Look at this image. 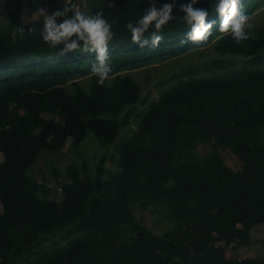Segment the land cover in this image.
Segmentation results:
<instances>
[{
  "label": "trees",
  "instance_id": "trees-1",
  "mask_svg": "<svg viewBox=\"0 0 264 264\" xmlns=\"http://www.w3.org/2000/svg\"><path fill=\"white\" fill-rule=\"evenodd\" d=\"M73 2L86 14L102 7L112 23L103 85L89 71L94 57H79L87 52L61 57L60 46L27 32L25 5L62 10L63 0H0V21L7 20L0 27V264H264V256L237 254L264 224V24L240 44L215 25L206 40L184 42L189 26L179 5L186 0H175L164 39L141 47L124 25L151 0ZM214 3L195 7L218 22ZM242 3L251 15L264 0ZM198 43H212V56L180 63L146 94L129 72ZM89 133L104 145L123 143L94 152V167L84 153L53 165L61 196L49 197L52 188L29 170L42 151L59 153L68 140L78 151ZM202 144L209 149L200 151ZM222 149L242 166L233 168ZM161 207L175 224L157 234L135 211Z\"/></svg>",
  "mask_w": 264,
  "mask_h": 264
},
{
  "label": "clouds",
  "instance_id": "clouds-1",
  "mask_svg": "<svg viewBox=\"0 0 264 264\" xmlns=\"http://www.w3.org/2000/svg\"><path fill=\"white\" fill-rule=\"evenodd\" d=\"M105 2L108 7H112V0ZM198 2L199 0H186L179 5L182 19L189 26L183 35L184 42L206 40L212 35L214 25L217 33H228L236 44L248 40L252 35V24L242 0H215L214 8L218 14V22L207 20L209 12L207 9L195 7ZM174 7L175 0H165L159 8L156 7V0H151L150 6L135 23L128 22L124 25L130 33L131 41L141 47L149 44L153 47L159 45L164 39L162 28L175 18L172 15ZM29 20L27 32L38 30L41 40L50 48L60 46L59 56H66L68 52L73 51L95 53V56H81V53L79 57H94L89 71L97 78L98 85L104 84L111 71L108 44L113 38V32L112 23L105 18L102 7L94 14H86L79 10L73 0H63L62 10L57 9L49 13L44 7H37ZM24 31L25 27L20 30L21 35Z\"/></svg>",
  "mask_w": 264,
  "mask_h": 264
},
{
  "label": "rangeland",
  "instance_id": "rangeland-1",
  "mask_svg": "<svg viewBox=\"0 0 264 264\" xmlns=\"http://www.w3.org/2000/svg\"><path fill=\"white\" fill-rule=\"evenodd\" d=\"M37 7H44L49 13L52 12L53 6L49 3H40L39 5H35V8L31 9L30 6L25 5L24 8V18L26 21H30L29 18L31 14L36 10ZM264 8V4L262 6L256 8L254 12L249 15V22L252 24L251 30L253 31L259 25L264 24V20L261 17L260 9ZM5 14V12H4ZM6 17L2 18L0 21V27L2 28L3 22L6 24ZM212 43L210 45L201 46L200 43L196 44V46H190V48L186 51H182L179 54H175L174 57H169L164 61H154L149 65H143L141 67H137L135 69H130L129 72L141 82L142 91L146 94L150 89H154L155 82H158L160 79L168 76L178 70L182 64H186L187 60L190 62H197V60L211 57L212 53ZM91 55L95 56V53H83L81 56ZM145 76H149L148 83L145 81ZM86 90H89V80L85 79L82 83ZM172 84H167L165 88H169ZM70 86V85H69ZM74 86L67 87L69 92H72ZM158 94L157 90L154 91V96ZM70 140H68L66 147L59 153H52L50 151H42L41 157L37 163L32 166L29 170V173L32 174L35 172L36 177L39 181L47 183L51 188V193L49 197L59 198L61 196V191L58 189L56 185V180L54 177V173L52 171L53 165H57L59 167H65L69 162L79 161V154L84 153L87 159H92L91 165L95 166L96 161H94V152L98 155L103 153H108L113 150L114 147L118 148L123 141H117L116 145H104L97 141L96 137L89 133L88 139H86L81 145L78 151L71 150L69 147ZM200 151H206L209 149L208 144H202L199 147ZM222 153L226 159V161L233 167L238 168L242 166V162H240L229 149H222ZM2 160V157H0ZM108 166L113 167L114 164L112 162L107 163ZM241 165V166H240ZM3 207L0 204V213L2 212ZM138 218H140L144 223H146L149 227H152V230L157 234H162L164 232L169 231L174 227L175 221L169 218L164 211V208H157L148 211H142L139 208L135 211ZM252 238L253 244L248 247H241L237 251V254L241 257H263L264 256V224H259L252 228ZM228 254H235L233 250L230 248L227 250Z\"/></svg>",
  "mask_w": 264,
  "mask_h": 264
}]
</instances>
